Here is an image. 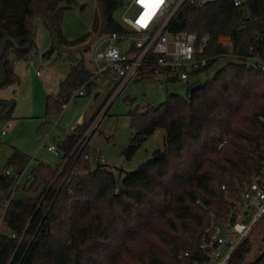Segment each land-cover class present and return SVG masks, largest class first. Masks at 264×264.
Wrapping results in <instances>:
<instances>
[{
	"label": "trees",
	"instance_id": "1",
	"mask_svg": "<svg viewBox=\"0 0 264 264\" xmlns=\"http://www.w3.org/2000/svg\"><path fill=\"white\" fill-rule=\"evenodd\" d=\"M71 1L0 0V89L19 84L13 63L27 61L35 48L36 19L51 34V45L42 56L49 58L55 52L69 56L66 77L56 95L46 99L47 125L73 90L85 86L84 92L90 94L97 89L98 79L91 80L83 55L100 38L126 31L113 16L128 0H95L98 17L92 33L67 40L61 21L63 12L77 4ZM239 2L238 6L234 0H219L202 8L185 7L170 24L172 33L208 37L202 55L206 64L188 81L219 59L225 62L203 84L188 85L186 98L167 94L157 106L128 111L133 134L123 150L127 160L155 130H164L163 148L133 172L122 177V170L114 172L106 163L91 167L78 159L72 166L70 157L58 173L97 109L60 143L56 167L40 162L32 168L33 181L23 190H40L37 198H11L6 191L16 180L0 175V195L5 193L0 201L9 199L2 221L8 232L24 234L13 264L27 247L21 264H183L184 253L198 254L207 212L224 213L221 186L259 173L264 163V72L252 60L264 64V0ZM221 37L230 40L229 56ZM197 84L201 87L191 92ZM14 106L13 99L0 100V124L12 120ZM24 159L14 150L7 165ZM15 244L6 234L0 235L1 264ZM249 252L248 239L229 264H244ZM250 264H264V247Z\"/></svg>",
	"mask_w": 264,
	"mask_h": 264
},
{
	"label": "rangeland",
	"instance_id": "2",
	"mask_svg": "<svg viewBox=\"0 0 264 264\" xmlns=\"http://www.w3.org/2000/svg\"><path fill=\"white\" fill-rule=\"evenodd\" d=\"M72 3L77 4L63 12L61 21L62 34L69 41L92 33L95 18L98 17L95 0H72ZM121 13L122 10L118 9L113 16L117 22L120 21ZM33 27L35 48L29 51L27 61L16 60L13 63V69L20 79V84L0 89V100L13 99L15 102L12 120L7 123L8 125L0 124V170L7 166L8 159L14 150L22 153L26 160L25 164L15 165L13 168L15 173L10 176L17 179L19 186L14 189V183L6 191V194L14 199L37 198L40 195V190L37 192L33 189L30 192L23 190L32 168L40 162L52 168L56 167L60 157L59 150L50 152L47 147L53 145L58 148L76 126L75 122L79 114L89 118L93 113V106H98L99 102L101 105L97 109L102 111L108 103V95L112 89V85L102 88L101 82L98 80V87L95 91L68 100L66 109L51 117L50 123L47 125L45 123L47 96L54 97L56 95L58 84L64 80L69 71L70 62L69 56L65 52L59 56L55 52L49 58H44L42 55L52 42L50 31L40 19L34 21ZM104 45L105 43L99 40L91 46L89 52L83 55L89 69L92 68L95 48L100 51ZM76 57L81 58L79 55ZM29 61L33 63L31 64ZM224 62V59H219L208 71L200 72L187 82H165L158 78L134 80L116 99L108 114L98 125V129L89 141V152L104 154L106 165L113 168L114 172L122 170V177L125 173L133 172L140 164L147 161L155 150L163 148L164 130L161 128L155 130L141 144L136 153L127 160L123 155V150L133 134L130 117L127 116L128 111L136 109V106H138L137 111H141L142 107L147 104L157 106L165 101L167 94H177L186 98L188 85L190 86L196 81L203 84ZM37 72L40 75H37ZM42 125L44 127L42 131H39ZM94 165L90 163L91 167ZM19 170L22 172L17 178ZM3 196L0 195V198ZM0 213H2L1 208ZM0 224V231L7 233L8 230L1 220V214ZM263 232L264 220L249 238L250 252L244 264H250L261 254L264 247Z\"/></svg>",
	"mask_w": 264,
	"mask_h": 264
},
{
	"label": "built area",
	"instance_id": "3",
	"mask_svg": "<svg viewBox=\"0 0 264 264\" xmlns=\"http://www.w3.org/2000/svg\"><path fill=\"white\" fill-rule=\"evenodd\" d=\"M217 1L219 0H150L148 7L142 5L138 0H128L125 3L121 9L119 22L126 31L111 33L100 38L99 40H102L105 45L100 51L95 48L92 57L91 80L107 79L111 82L112 89L108 95V103L102 111L98 110L65 163L59 168L58 173L62 171L70 157H73L72 166L75 165L77 159L91 164L106 163L105 156L101 152H89V141L113 103L134 80L158 78L165 82H187L196 69L206 64L207 59L202 58L208 42L206 35L200 37L195 32L172 33L169 28L185 7L202 8ZM239 4V0H234L235 6ZM219 42L224 54L231 55L229 38L221 37ZM252 60L264 72V64L256 58ZM252 60H249L248 63L252 64L250 62ZM29 63L33 62L29 61ZM248 63L247 65H249ZM84 89L85 86H81L73 90L68 100L83 96ZM67 102L61 105V110L66 109ZM57 149L53 145L47 147L50 152H56ZM72 166L67 169L63 181L71 172ZM13 173L12 164L0 170V175L4 177H10ZM27 180L32 182L33 177L29 175ZM17 183L14 185V189L18 187ZM221 191L225 206L224 213L207 212V223L198 241V254L192 256L184 253L182 255L183 264H229L237 250L263 222L264 163L259 173L253 174L247 179L233 180L230 185L225 183L221 186ZM196 203L201 204L200 201H196ZM8 204L9 199L0 201L1 220ZM1 234H6L8 239L16 242L9 258L3 263L13 264L24 234L17 235L13 232L0 231ZM27 250L28 247L16 264H21Z\"/></svg>",
	"mask_w": 264,
	"mask_h": 264
},
{
	"label": "crops",
	"instance_id": "4",
	"mask_svg": "<svg viewBox=\"0 0 264 264\" xmlns=\"http://www.w3.org/2000/svg\"><path fill=\"white\" fill-rule=\"evenodd\" d=\"M40 75V74H39ZM100 82H101V87L102 88H107V87H109L110 85H111V82L110 81H108L107 79H105V80H99ZM19 84H20V82H19ZM18 84V85H19ZM18 85H15V86H18ZM59 85V84H58ZM97 87H98V85H97ZM111 90V89H110ZM110 92V91H109ZM109 94V93H108ZM47 97H49V96H47ZM94 102V101H93ZM101 102H99L98 103V106L99 105H101L100 104ZM98 106H93V113L91 114V116L88 118L87 116H85V115H82V114H79V116H78V118H77V120H76V126L77 125H81L83 122H85V121H87V120H89L93 115H94V113L96 112V110H97V108H98ZM22 154V153H21ZM23 155V154H22ZM11 157V156H10ZM26 162H15V163H12V165H13V168L15 167V165H22V164H25ZM19 174H17L16 176H17V178L21 175V170H19ZM15 173V172H14ZM30 175V174H29ZM16 181H17V179H16ZM14 182L15 184L17 183V182ZM27 182H29L28 180H27ZM18 188H19V186H18Z\"/></svg>",
	"mask_w": 264,
	"mask_h": 264
},
{
	"label": "snow or ice",
	"instance_id": "5",
	"mask_svg": "<svg viewBox=\"0 0 264 264\" xmlns=\"http://www.w3.org/2000/svg\"><path fill=\"white\" fill-rule=\"evenodd\" d=\"M138 2H140L145 7H148L149 6V3H150V0H138Z\"/></svg>",
	"mask_w": 264,
	"mask_h": 264
},
{
	"label": "water",
	"instance_id": "6",
	"mask_svg": "<svg viewBox=\"0 0 264 264\" xmlns=\"http://www.w3.org/2000/svg\"><path fill=\"white\" fill-rule=\"evenodd\" d=\"M201 87V84H197V85H195V86H193L192 88H191V92H195V91H197L199 88Z\"/></svg>",
	"mask_w": 264,
	"mask_h": 264
}]
</instances>
